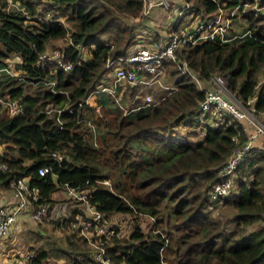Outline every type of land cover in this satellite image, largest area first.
I'll return each instance as SVG.
<instances>
[{
    "label": "trees",
    "instance_id": "obj_1",
    "mask_svg": "<svg viewBox=\"0 0 264 264\" xmlns=\"http://www.w3.org/2000/svg\"><path fill=\"white\" fill-rule=\"evenodd\" d=\"M185 1L173 2V13L162 7L165 16ZM188 1L192 11L204 13L240 2ZM142 2L0 0V162L7 164L0 189L26 176L39 188L32 205L46 204L49 214L65 183L87 187L104 221L119 214L118 221L129 224L126 234L118 223L113 234L100 236L108 264H264V141L256 139L228 174L230 192L213 196L222 165L253 129L226 113L217 127L200 125L193 114L204 90L181 66L184 61L201 79L220 73L264 125V20L240 6L250 29L242 38L184 44L176 62L162 64L174 89L135 108L123 90L112 95L97 89L103 75L111 78L106 62L136 42ZM138 16L141 21H132ZM158 30L150 29L153 40L166 34ZM55 51L69 68L48 55ZM11 100L20 105L15 113L8 111ZM178 127L190 128L181 133ZM45 165L49 170L38 175ZM34 234L30 238L39 243L21 256L30 264H46L48 257L59 264L97 263L96 247L76 229L57 246H45Z\"/></svg>",
    "mask_w": 264,
    "mask_h": 264
},
{
    "label": "built area",
    "instance_id": "obj_2",
    "mask_svg": "<svg viewBox=\"0 0 264 264\" xmlns=\"http://www.w3.org/2000/svg\"><path fill=\"white\" fill-rule=\"evenodd\" d=\"M178 0H146L141 9V14L148 13V9L156 6H162L169 9L172 3ZM240 2L234 6H227L222 3L216 10L209 13L194 12L190 9L191 5L185 1L182 6L174 8L175 20H166V34L161 40H153L148 38L142 45L133 48L125 55L116 59H111L106 62V66H112L111 78L108 83H105L97 89L98 91H106L109 94L117 95L122 91L118 89L128 83L131 86L138 85L140 87H152L154 83L159 82V77L162 72V64L165 60L177 61V50L184 44H193L203 41V39L215 41H228L235 38H242L246 33H249L247 24H238L235 20L240 15V6L245 11L246 6L254 4L250 9L254 11L255 15L261 16L264 20V1L261 0H239ZM137 17L134 18L136 20ZM173 22V23H170ZM54 61L65 69L70 67V63L63 60L61 53L58 51L48 54ZM42 57H47L46 53H42ZM182 73H188L190 78L197 86L204 90V98L198 102L196 112L193 114L196 120H199L200 125H209L217 127L222 121V116L229 114L237 120L247 121L253 127L249 138L236 149L235 153L231 155L222 165L220 170L223 178L221 181L213 184L212 195H227L230 192V178L228 174H232L237 163L242 160L246 152L253 147L254 141L260 137L264 141V125L256 117V115L246 105L237 103L234 95L226 85L225 79L213 73L206 79H201L189 66L183 61ZM167 92L156 99L160 100L169 93L170 87L163 85ZM121 91V92H120ZM236 98V97H235ZM236 101V102H235ZM239 101V100H238ZM251 101L249 99L247 102ZM152 102L151 95H145V101L142 104L135 103V108L143 107ZM20 110V105L11 100L8 103L9 113H15ZM201 134L202 129H200ZM52 154H55L52 152ZM57 157L61 158L60 155ZM7 164L0 162V172H4ZM49 170V166H39L36 169L38 175H44ZM227 176V177H226ZM226 177V178H225ZM108 185V180L103 181ZM64 195L70 198L75 205L74 212L68 216V226L77 230L79 235L88 240L90 246L96 247L95 257L96 264H108L109 257L104 255V250L98 244L100 236L104 237L107 234L114 233L117 225L111 221H104L102 214L89 201V189L65 183ZM9 189L13 200L0 202V249L4 250L8 243L11 232L16 227L19 221L17 217L19 214L27 211L28 216L33 221H41L48 215L47 205H32L33 200H38L39 188L36 185L28 184V178L17 177L10 181ZM79 208H78V207ZM114 221V220H113ZM101 224V227L99 226ZM100 231V234L96 232ZM96 237L97 242H96ZM98 248V249H97ZM1 252V251H0ZM25 257V256H24ZM6 260H5V259ZM27 258V257H26ZM26 258L21 261H16L12 257H2L3 264H30ZM52 264V263H48Z\"/></svg>",
    "mask_w": 264,
    "mask_h": 264
},
{
    "label": "rangeland",
    "instance_id": "obj_3",
    "mask_svg": "<svg viewBox=\"0 0 264 264\" xmlns=\"http://www.w3.org/2000/svg\"><path fill=\"white\" fill-rule=\"evenodd\" d=\"M188 2L190 4H192L191 1H188ZM144 3H146V0H143L142 8H143ZM183 3H185V2H183ZM253 5L254 4L247 5L246 9L251 8ZM152 9L153 8L148 9V11H147L148 16L145 18L146 24L145 25L143 24L142 27H147L146 25L149 23V20H150V26H151V20H152L153 25L151 27H149L148 29L149 30L151 29V32H152V30L159 31L158 30L159 28L161 29V31H163L162 22H165L167 20V18H165L166 14L162 11V9H163L162 6H158V7L154 8L153 10ZM150 10H152V11H150ZM170 12L173 13V7L170 8ZM144 14H146V13H144ZM139 17L140 16H138L136 19L137 22L141 21V19H139ZM153 17H156V18H153ZM169 19H170V21H174L175 20L174 15H171ZM133 20L134 19H132V21ZM143 20L144 19H142V21ZM242 20L243 19L241 18V16L238 15L237 19L235 21L238 24H239V22H242L241 24H246V21L245 20L242 21ZM157 23H159L161 26ZM170 23H173V22H170ZM140 24H139V26H137V29L134 32V33H136V35L134 36L135 37L134 41L136 40V42H137V35L140 33V31L142 32L144 30V28L142 30H139ZM134 44H135V42L130 46V50L135 48V46L133 47ZM17 73H19V71ZM215 73L221 75L218 72H215ZM107 75L108 76L112 75L111 71ZM107 79H108V77L103 75V79L101 80L102 85L105 83H108L110 81V78L108 80ZM263 81H264V74L262 71V72H260V75H259V83H261ZM163 85H168L170 87V89H174L173 81L171 80L169 75L165 72L164 66L162 67V72H161L160 77H159V82L156 84L154 83V85L152 87H150L149 90H148V87H140L138 85L131 86L128 83H124V85L118 89H121V91L123 90L124 93L129 97L130 101H134L137 104H142L145 101L146 93L151 95L152 102L155 101L157 98L163 96L167 92V90L164 87H162ZM234 99L237 101L238 104L240 103L237 98L234 97ZM93 100H94V98L91 99L89 97L88 101H89V103H91V102H93ZM134 102H129V103L134 104ZM129 103L127 105H123V107L121 109L122 112H124V110L126 108L131 106V104H129ZM99 128L101 130V127H99ZM188 128H190V127H185V128L178 127L177 129L182 133L183 130L185 132V129H188ZM251 128L253 129V127H251ZM98 133L101 136V134L103 132L99 131ZM257 140H260V137H258ZM109 185H110V181L108 180V186ZM5 190L6 191L9 190V192H10L9 187L6 188ZM5 190L0 189V192H5ZM63 191H64V187L62 186L61 190H59L55 193L56 201L50 207L49 214L46 216V218L44 220L33 221L32 218H30L28 216V213H26L27 211L18 215L17 221H19V222L16 225V227L13 229V231L10 233L11 236H10V238H8L9 241L6 244L4 250L1 251L2 253L0 252V257H6V256L7 257H14L16 255L22 256L27 251V248L29 246H31L32 244L37 245L39 243V242L37 243L36 241H34L32 238H30V236L35 237V234H34L35 232L38 233L39 238L41 239L40 241L42 242V244H43V242H45V246H47L48 244H50L51 246H57V244H59V240L62 239L64 234L66 235V233L71 232V230H75L74 228L69 227L67 225L68 223L66 222L68 219V216H71V213H72L70 208L75 207V205L73 204V202L70 198L67 199V197H65L63 195L64 194ZM53 206H54V208H53ZM219 206L220 205L218 204L217 207H219ZM118 215L119 214H114V221H111V222H114L117 226L119 223L120 226L122 227L121 230H122L123 234H126V232H127L126 230L128 229L129 224L127 223V221H125V222L118 221L119 220ZM61 218L64 219V222H62V224L59 223ZM144 222L146 223V220L143 218L142 219L143 225L145 224ZM99 226L101 227V224H99ZM61 227H65V228H61ZM97 233L100 234V231L98 230L96 232V234ZM107 235H110V234H107ZM44 237H46V238H44ZM97 239L98 238L96 237V242H97ZM14 252H15V254H13ZM47 259H49V260L46 261L47 262L46 264H48L49 261H52V262H50L52 264H54L56 262L58 264L63 262L62 260H56V259L51 258V257H48ZM0 264H3V261H0Z\"/></svg>",
    "mask_w": 264,
    "mask_h": 264
},
{
    "label": "crops",
    "instance_id": "obj_4",
    "mask_svg": "<svg viewBox=\"0 0 264 264\" xmlns=\"http://www.w3.org/2000/svg\"><path fill=\"white\" fill-rule=\"evenodd\" d=\"M156 7H158V6H156ZM156 7H152L153 9L154 8H156ZM152 9V10H153ZM160 9V8H159ZM152 10H150V11H152ZM162 11H163V9H162ZM164 12V11H163ZM151 13V12H150ZM148 16V13H146V14H143V21L141 22V24H140V28H139V30H142L143 28H144V30L141 32L140 31V33L137 35V42H135V44L133 45V47L135 46V48H137L139 45H142L143 44V42H145L148 38H151L150 37V30L148 29L149 27H151L152 25H153V23H152V20H151V26H150V20H149V23L146 25L147 27H142V25L144 24H146L145 23V18ZM167 17V19L168 20H170L169 18V16H166ZM153 18H156V17H153ZM243 21V20H242ZM246 21V20H245ZM166 22L167 21H165V22H162V26H164V28H163V31H164V33H166L167 31H166V29H167V26H166ZM242 23V22H241ZM157 24H159V23H157ZM160 25V24H159ZM243 25V24H242ZM161 26V25H160ZM136 31V30H135ZM162 31V32H163ZM130 51V47H128L127 49H126V53L127 52H129ZM125 53V54H126ZM112 76V75H111ZM148 90H149V88H148ZM0 150H1V146H0ZM64 192V191H63ZM4 193V194H3ZM64 195V194H63ZM65 196V195H64ZM53 197H55V194L53 195ZM56 198V197H55ZM11 200H13V198H12V196H11V194H9V190L8 191H6L5 190V192H0V202H5V201H11ZM22 221V220H21ZM0 251H2V249H0ZM2 253V252H1ZM13 254H15V252L13 253ZM12 254V255H13ZM5 259V258H4ZM12 259H15L16 261H21V259H22V257H21V255H16V256H14V257H12ZM3 259H2V257H0V261H2ZM6 260V259H5Z\"/></svg>",
    "mask_w": 264,
    "mask_h": 264
}]
</instances>
